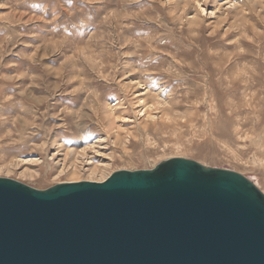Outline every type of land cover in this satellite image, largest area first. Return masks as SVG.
<instances>
[{"label":"rangeland","instance_id":"rangeland-1","mask_svg":"<svg viewBox=\"0 0 264 264\" xmlns=\"http://www.w3.org/2000/svg\"><path fill=\"white\" fill-rule=\"evenodd\" d=\"M177 157L264 192V0H0V177Z\"/></svg>","mask_w":264,"mask_h":264},{"label":"water","instance_id":"water-1","mask_svg":"<svg viewBox=\"0 0 264 264\" xmlns=\"http://www.w3.org/2000/svg\"><path fill=\"white\" fill-rule=\"evenodd\" d=\"M0 264H264V192L184 157L45 190L0 177Z\"/></svg>","mask_w":264,"mask_h":264},{"label":"bare ground","instance_id":"bare-ground-1","mask_svg":"<svg viewBox=\"0 0 264 264\" xmlns=\"http://www.w3.org/2000/svg\"><path fill=\"white\" fill-rule=\"evenodd\" d=\"M145 91V90H144ZM151 109V108H150ZM175 118V117H174ZM77 171V170H76ZM95 171V169L93 168V172ZM104 181V180H103ZM77 182V181H76ZM102 182V181H101Z\"/></svg>","mask_w":264,"mask_h":264}]
</instances>
